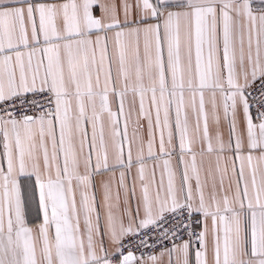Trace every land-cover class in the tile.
Segmentation results:
<instances>
[{
	"label": "snow or ice",
	"instance_id": "6c2138e0",
	"mask_svg": "<svg viewBox=\"0 0 264 264\" xmlns=\"http://www.w3.org/2000/svg\"><path fill=\"white\" fill-rule=\"evenodd\" d=\"M0 264H264V0H0Z\"/></svg>",
	"mask_w": 264,
	"mask_h": 264
}]
</instances>
